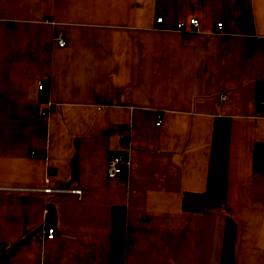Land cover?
Returning a JSON list of instances; mask_svg holds the SVG:
<instances>
[{
	"label": "crops",
	"instance_id": "crops-1",
	"mask_svg": "<svg viewBox=\"0 0 264 264\" xmlns=\"http://www.w3.org/2000/svg\"><path fill=\"white\" fill-rule=\"evenodd\" d=\"M260 81L264 0H0V264H264Z\"/></svg>",
	"mask_w": 264,
	"mask_h": 264
},
{
	"label": "trees",
	"instance_id": "trees-1",
	"mask_svg": "<svg viewBox=\"0 0 264 264\" xmlns=\"http://www.w3.org/2000/svg\"><path fill=\"white\" fill-rule=\"evenodd\" d=\"M264 81H260L256 84L255 87V94L258 99L264 98ZM182 200V208L183 209H201L203 206H209L208 203H206L199 193H191L187 192L186 194H183L181 197ZM124 207L123 206H117L111 208L110 210V226H109V232H110V251H109V261L110 264H122V258H123V250H124V224H125V216H124ZM45 225L44 226H50L53 219V211L49 209L47 211V214L45 215ZM27 236L19 239L12 244H0V261H4L11 253L12 246L15 243L21 242L26 240Z\"/></svg>",
	"mask_w": 264,
	"mask_h": 264
},
{
	"label": "built area",
	"instance_id": "built-area-1",
	"mask_svg": "<svg viewBox=\"0 0 264 264\" xmlns=\"http://www.w3.org/2000/svg\"><path fill=\"white\" fill-rule=\"evenodd\" d=\"M160 20V17L159 16H156L155 17V21H159ZM197 25H198V22H197V18L195 17H189L188 19H186V21H177L176 23V29H178L180 32H185V31H190V30H196L197 29ZM221 21H216L215 22V26H216V29L217 30H220L221 29ZM52 39L54 41L57 42V45L61 46L63 45L64 41L62 40V38L58 35H55L52 37ZM47 81H39L36 86L37 88L39 89H46L48 86H47ZM260 102V101H259ZM49 105L46 109H43L40 111V113L44 114V113H47L48 110H49ZM158 122V120H156L155 124ZM121 147L124 148L127 146L126 142H125V139L124 137H122L121 139ZM127 160L124 159L123 157L120 156V154L118 153H114L112 154L111 156L108 157L107 161H106V164H105V171L104 173H106V177L107 178H112L114 175H116L118 173V171L127 165ZM49 173H50V170L47 169L46 170V176L44 177V181H47L49 179ZM6 187H1L0 186V189H4ZM11 188H16V189H22V190H25V189H28V190H33V191H44V192H49V193H54V192H59V193H62V194H69V193H74L76 194V196H80L81 194V191L80 189L78 188H74V187H69V188H66V187H54V188H51V187H47V186H44V185H39V186H30V187H11ZM41 234H43L44 237L46 238H51L54 236V229L52 226H43L41 228Z\"/></svg>",
	"mask_w": 264,
	"mask_h": 264
}]
</instances>
